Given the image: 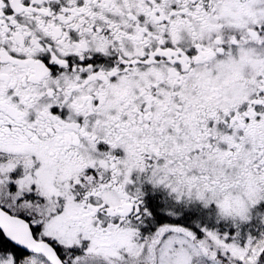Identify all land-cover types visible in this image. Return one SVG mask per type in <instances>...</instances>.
Segmentation results:
<instances>
[{"label":"snow or ice","instance_id":"6c2138e0","mask_svg":"<svg viewBox=\"0 0 264 264\" xmlns=\"http://www.w3.org/2000/svg\"><path fill=\"white\" fill-rule=\"evenodd\" d=\"M0 264H264V0H0Z\"/></svg>","mask_w":264,"mask_h":264}]
</instances>
